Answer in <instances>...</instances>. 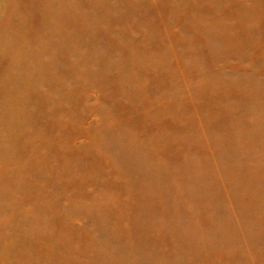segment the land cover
Segmentation results:
<instances>
[{"label": "rangeland", "instance_id": "obj_1", "mask_svg": "<svg viewBox=\"0 0 264 264\" xmlns=\"http://www.w3.org/2000/svg\"><path fill=\"white\" fill-rule=\"evenodd\" d=\"M0 264H264V0H0Z\"/></svg>", "mask_w": 264, "mask_h": 264}]
</instances>
